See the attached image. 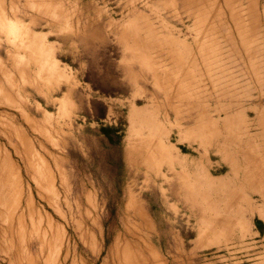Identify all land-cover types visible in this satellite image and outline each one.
<instances>
[{
  "label": "rangeland",
  "instance_id": "rangeland-1",
  "mask_svg": "<svg viewBox=\"0 0 264 264\" xmlns=\"http://www.w3.org/2000/svg\"><path fill=\"white\" fill-rule=\"evenodd\" d=\"M263 25L264 0H0V264H264Z\"/></svg>",
  "mask_w": 264,
  "mask_h": 264
},
{
  "label": "bare ground",
  "instance_id": "bare-ground-1",
  "mask_svg": "<svg viewBox=\"0 0 264 264\" xmlns=\"http://www.w3.org/2000/svg\"><path fill=\"white\" fill-rule=\"evenodd\" d=\"M12 6H13V5H12ZM33 6H34V5H33ZM10 12H11V11H10ZM263 26H264V25H263ZM244 43H245V42H244ZM244 43H243V44H244ZM256 53H257V52H256ZM254 167H255V166H254ZM202 181H203V180H202ZM206 181H207V180H206ZM203 182H204V181H203ZM203 182H202V184H203ZM207 182H208V181H207ZM204 183H205V182H204ZM10 184H11V183H10ZM10 184H9V185H10ZM202 184H201V185H202ZM205 184H207V186H208L209 183H205ZM205 184H204V185H205ZM209 185H210V184H209ZM14 186H15V185H14ZM12 187H13V186H12ZM202 187H203V186H202ZM204 187H205V188H204ZM204 187H203L204 190L207 191V187H206V185H205ZM210 187H211V186H210ZM10 188H11V185H10ZM15 188H16V187H15ZM208 188H209V186H208ZM15 190H17V189H15ZM15 190H14V192H15ZM209 191H210V188H209ZM209 191H208V192H209ZM257 193H258V196H259L260 199H261V198L264 199V193H261V192H257ZM14 194H15V193H14ZM252 198H253V197H252ZM205 215H206V214H205ZM139 216H140V215H139ZM9 217H10V216H9ZM142 219H143V218H142ZM208 227H209V226H208ZM44 230H45V229H44ZM36 231H37V230H36ZM42 237H43V236H42ZM42 241H44V240H42ZM128 261H129V260H128ZM125 262H126L125 264H127V261H125ZM129 264H130V262H129Z\"/></svg>",
  "mask_w": 264,
  "mask_h": 264
},
{
  "label": "trees",
  "instance_id": "trees-1",
  "mask_svg": "<svg viewBox=\"0 0 264 264\" xmlns=\"http://www.w3.org/2000/svg\"><path fill=\"white\" fill-rule=\"evenodd\" d=\"M183 151V148H180Z\"/></svg>",
  "mask_w": 264,
  "mask_h": 264
}]
</instances>
